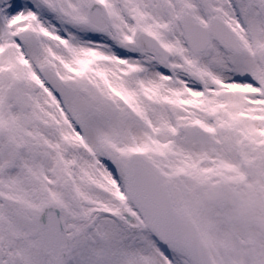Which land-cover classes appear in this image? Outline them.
Listing matches in <instances>:
<instances>
[{
	"label": "snow or ice",
	"instance_id": "6c2138e0",
	"mask_svg": "<svg viewBox=\"0 0 264 264\" xmlns=\"http://www.w3.org/2000/svg\"><path fill=\"white\" fill-rule=\"evenodd\" d=\"M0 264H264V0H0Z\"/></svg>",
	"mask_w": 264,
	"mask_h": 264
}]
</instances>
